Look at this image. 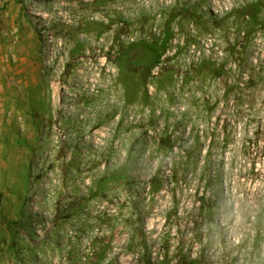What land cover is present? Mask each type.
<instances>
[{"label": "rangeland", "instance_id": "obj_1", "mask_svg": "<svg viewBox=\"0 0 264 264\" xmlns=\"http://www.w3.org/2000/svg\"><path fill=\"white\" fill-rule=\"evenodd\" d=\"M0 264H264V0H0Z\"/></svg>", "mask_w": 264, "mask_h": 264}]
</instances>
